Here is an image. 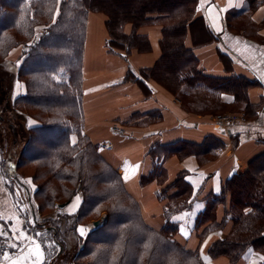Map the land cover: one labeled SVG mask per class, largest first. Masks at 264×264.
I'll return each mask as SVG.
<instances>
[{
	"label": "trees",
	"instance_id": "obj_1",
	"mask_svg": "<svg viewBox=\"0 0 264 264\" xmlns=\"http://www.w3.org/2000/svg\"><path fill=\"white\" fill-rule=\"evenodd\" d=\"M249 3L252 10L262 4L258 0ZM199 4L200 0H178L175 5L168 0H59V4L57 0H0V64L8 62L15 49H23L17 71L21 90L12 100L10 90L0 84V105L5 113L12 114L9 126L13 137L23 138L25 143L15 163L16 175L21 176L20 169L26 165L47 164L40 176L26 175L33 185L37 184L31 195L34 227L27 223L28 214L24 216L30 233L43 234L39 241L47 260L65 263L62 222L72 219L74 236L81 240L78 253L68 264H204L199 246L192 248L191 239L200 245L209 232L217 229H227V235L210 243L207 252L213 259L239 264L250 250L264 255V152L250 161L248 171L229 178L219 194L202 200L193 197L194 190L183 172L168 184L164 162L173 156L183 160L195 155L204 165L216 159L225 144L215 137H207L203 144H157L148 152L153 170L139 182L141 187L156 182L159 199L167 201L165 224L158 229L145 220L139 202L103 157L100 145L84 134L83 62L89 16L96 12L107 17L108 54L124 60L135 50L150 51V38L141 30L162 25V56L153 66L140 69L138 77L129 69L126 81L151 79L173 95L184 86L203 83L235 96L237 101L242 95L245 113L250 118L258 115L264 103H253L249 95L260 86L257 79L208 77L200 70L194 49L187 46V34L197 21ZM44 133L53 138L36 146L34 137L42 139ZM9 163L8 158L3 168L6 175ZM40 178L45 179L43 185L38 183ZM54 180L60 182L58 189L52 187ZM77 195L82 202L74 215L60 209L59 205L67 206ZM193 206L200 211L195 233L183 240L173 217ZM104 212L107 221L89 231L86 239L80 238L78 226H88ZM46 242L49 246L44 248Z\"/></svg>",
	"mask_w": 264,
	"mask_h": 264
},
{
	"label": "crops",
	"instance_id": "obj_2",
	"mask_svg": "<svg viewBox=\"0 0 264 264\" xmlns=\"http://www.w3.org/2000/svg\"><path fill=\"white\" fill-rule=\"evenodd\" d=\"M258 1L262 4L252 10L249 0H200L195 14L197 21L191 26V37L186 42L198 56L199 68L204 75L215 78L236 75L257 79L260 86L250 91V99L253 103H264L263 39L235 31L241 20H249L255 28L263 24L264 0ZM161 29L152 27L141 30L150 38L151 54L134 51L124 60L108 54L104 15L91 13L84 52L82 97L84 134L94 144L100 145L103 157L122 176L126 189L139 202L145 220L158 229L165 224L167 201L159 199L160 186L156 182L146 187H141L139 182L141 176L153 170L154 162L148 152L157 144L171 145L180 141L203 144L207 137H215L225 144V148L218 151V157L204 165H200L195 155L183 160L173 156L164 162L167 183L173 182L183 172L185 181L194 190L193 197L202 200L212 193L219 194L229 178L248 171L249 162L264 152V104L257 117L250 118L245 113L248 123L228 128L209 116L213 108L237 107L238 101L233 95L214 91L199 83L184 86L181 96H177L180 99L177 102L172 93L154 80L126 81L129 69L138 77L140 69L153 66V60L160 58ZM258 34L264 38L260 30ZM249 45L251 47L247 48ZM241 108L245 112V105ZM154 113L158 114L150 117ZM114 127L120 128V132H115ZM6 154L9 158L8 151ZM2 165L0 156V217L4 218L0 223L7 221L4 224L7 229L12 220L19 217L26 227V219L15 202L17 197L22 196L9 188ZM126 167L137 170L125 178ZM18 182L22 186V181ZM76 197L80 198V207L82 199ZM76 197L67 206L59 205L60 209L69 214ZM185 213H188L185 220H179ZM199 213L194 207L173 217V221L179 223L181 239L192 238ZM181 228L185 229L187 235L181 233ZM226 235L227 229H217L209 232L200 245L195 238L191 239L190 245L192 248L199 246L204 264H228L225 258L213 259L207 252L212 241ZM259 259L256 251L250 250L239 264H260Z\"/></svg>",
	"mask_w": 264,
	"mask_h": 264
},
{
	"label": "rangeland",
	"instance_id": "obj_3",
	"mask_svg": "<svg viewBox=\"0 0 264 264\" xmlns=\"http://www.w3.org/2000/svg\"><path fill=\"white\" fill-rule=\"evenodd\" d=\"M136 2V0H133ZM178 0H168V3L171 5H175V3H177ZM97 13V12H96ZM104 19H105V25H106V20L107 17L104 15ZM245 26L247 27V30L245 28ZM162 28V25L160 24H156V25H150V26H145L144 28ZM258 28H255L253 24L249 23V20H241L240 23H238L236 25V29L235 31L240 32L241 34H246L247 36L253 37V38H257L259 40H261L262 42H264V38H262L259 34L258 31L260 30L262 33H264V22L263 24H260L257 26ZM126 28L131 29V25H127ZM107 30V29H106ZM108 33V31H107ZM109 34V33H108ZM190 33L188 32L187 34V40H189L190 38ZM261 38V39H260ZM137 53L139 54H151L153 49H151L150 51H145V52H140L135 50ZM23 49L22 48H18L15 49L11 56H10V60H8V62L5 63H1L0 64V84L4 87L10 90V99H14L15 96H17V94L20 92V84L17 82V71H18V67L20 65V61H19V56L22 54ZM134 53V51H133ZM162 56V51L160 48V56ZM159 59V58H158ZM157 59V60H158ZM21 60V59H20ZM156 59L153 60V65L156 63L155 61ZM155 61V62H154ZM1 88V87H0ZM176 97V101H180V99L178 97L181 96V93H177L174 95ZM178 96V97H177ZM243 96H239V100H238V105L237 107H222V108H213L209 118L213 119L215 116L220 115V114H232V115H240V116H245V112L243 111V108H241L242 105H245L243 103ZM2 105H0V113H1V117H0V156H1V161H2V169L6 168L4 166H7L6 162H8V157H6V151H8V155L9 159L11 160V163H9L11 170H8L9 175H6V183L9 184V188L12 189L13 192L20 194L22 197H24V199L22 197H17L16 198V204L18 206V208L23 207L24 208V213H22L24 216H26V213L28 214L25 218H28V221L31 220L34 223L33 220V208H32V198L31 201L30 197L32 195L33 189L35 190L37 188V184L33 185V180L31 177H27V176H33V175H38L40 176V173H43L45 170V166L47 165L45 163V161L40 162L37 164V166L35 165H26L24 167H22L20 169L21 172V176L16 175L17 174V170L15 167V163L19 157V152L22 148H24L25 143L23 138H18V140H16L13 135H12V128L9 126L13 120H12V114L10 112L5 113L2 108ZM17 114V113H14ZM259 114V113H258ZM20 115V114H19ZM248 116V115H247ZM258 116V115H257ZM256 116V117H257ZM208 118V117H207ZM11 128V129H10ZM11 130V131H10ZM39 136H35L34 137V143L36 144V146L40 144V142H45L48 141L50 139L53 138V136L49 133H44L42 134V139H38ZM53 141V140H52ZM38 145V146H39ZM23 146V147H22ZM10 153V154H9ZM17 153V155L15 154ZM14 158V159H13ZM5 160V161H4ZM181 160V159H180ZM6 164V165H4ZM250 164V162H249ZM249 166V165H248ZM4 171V169H3ZM16 175V176H15ZM27 175V176H26ZM16 177L19 179L18 181H22V186L19 185V182L17 181ZM44 180L45 179H39V184L41 183V185L44 184ZM55 184V186H54ZM60 182L58 180H54V183H52V187H59ZM61 188L59 189L58 192H61ZM80 196V195H77ZM81 197V196H80ZM54 213H56V211L54 210ZM94 218V217H93ZM15 220V219H14ZM101 221V225L102 226L106 221H107V213H101L100 216L98 217L97 220H94L92 222H90L88 224V226H85L84 228L93 230L94 225L93 223L95 221ZM1 222V221H0ZM73 219L71 222L66 221V222H62L64 225V234H63V240L66 244V254L64 255V264H68L70 259L78 253V248L80 245V240L78 238V236H74V230H73ZM73 227V228H72ZM33 229V228H32ZM40 242V241H39ZM6 242L3 240H0V246H3ZM41 243V242H40ZM41 247L43 248V245L41 244ZM115 249V247H114ZM7 251H13L11 249H5ZM44 251V264H55L54 262H52L51 260H47V256ZM116 252V251H115ZM115 255V253H113ZM24 255H27V252L24 253ZM51 261V262H50Z\"/></svg>",
	"mask_w": 264,
	"mask_h": 264
},
{
	"label": "snow or ice",
	"instance_id": "obj_4",
	"mask_svg": "<svg viewBox=\"0 0 264 264\" xmlns=\"http://www.w3.org/2000/svg\"><path fill=\"white\" fill-rule=\"evenodd\" d=\"M59 4V0H57ZM57 15L59 12L57 11ZM55 22V19H54ZM250 48L251 46H246ZM53 79H56L53 77ZM264 82V81H262ZM138 168V166H137ZM136 168H125L126 176L128 178L129 174H134ZM34 191V189H33ZM218 191V189H217ZM80 204V198L76 197L75 202L70 206L69 214L74 213ZM197 208H200V205H196ZM20 213H24V208H19ZM188 216V213H185V216H181L179 220H185ZM3 217H0V220H3ZM4 223H0V240L5 241L6 243L3 246H0V264H44V251L41 247V243L39 242V238L43 235L40 232L30 233L28 228L24 227V222L19 217L15 220H12L11 226L5 229ZM29 225H33V221H27ZM34 227V225H33ZM90 229L79 227L77 229L78 235L80 238L87 237L88 232ZM11 233V235H9ZM181 233L187 235L184 228H181ZM52 244L54 245L55 242L53 241ZM49 245L46 242L44 244V248H47ZM5 249H11L13 251H7ZM27 252V255L24 253Z\"/></svg>",
	"mask_w": 264,
	"mask_h": 264
},
{
	"label": "built area",
	"instance_id": "obj_5",
	"mask_svg": "<svg viewBox=\"0 0 264 264\" xmlns=\"http://www.w3.org/2000/svg\"><path fill=\"white\" fill-rule=\"evenodd\" d=\"M217 123L221 124L224 127H236L245 123H248V119L246 116L240 115H232V114H220L213 118ZM113 130L115 132H120V128L114 127ZM256 255L260 258V264H264V255L256 252Z\"/></svg>",
	"mask_w": 264,
	"mask_h": 264
},
{
	"label": "water",
	"instance_id": "obj_6",
	"mask_svg": "<svg viewBox=\"0 0 264 264\" xmlns=\"http://www.w3.org/2000/svg\"><path fill=\"white\" fill-rule=\"evenodd\" d=\"M61 206H64V205H61ZM93 225L95 226V228H98V227H100V225H101V221H100V220L95 221V222L93 223Z\"/></svg>",
	"mask_w": 264,
	"mask_h": 264
}]
</instances>
